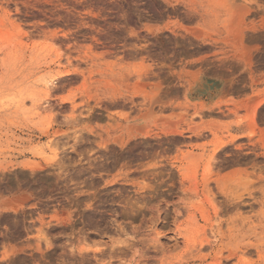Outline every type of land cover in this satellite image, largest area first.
Instances as JSON below:
<instances>
[{
  "label": "rangeland",
  "instance_id": "obj_1",
  "mask_svg": "<svg viewBox=\"0 0 264 264\" xmlns=\"http://www.w3.org/2000/svg\"><path fill=\"white\" fill-rule=\"evenodd\" d=\"M0 264H264V0H0Z\"/></svg>",
  "mask_w": 264,
  "mask_h": 264
},
{
  "label": "bare ground",
  "instance_id": "obj_2",
  "mask_svg": "<svg viewBox=\"0 0 264 264\" xmlns=\"http://www.w3.org/2000/svg\"><path fill=\"white\" fill-rule=\"evenodd\" d=\"M252 120V119H251ZM256 121V120H255ZM253 122V121H252ZM174 131V130H173ZM226 177V176H225ZM227 179V178H226Z\"/></svg>",
  "mask_w": 264,
  "mask_h": 264
}]
</instances>
